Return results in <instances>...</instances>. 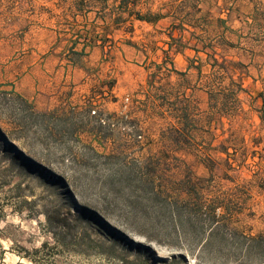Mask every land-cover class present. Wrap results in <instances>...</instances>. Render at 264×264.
<instances>
[{"label": "rangeland", "instance_id": "obj_1", "mask_svg": "<svg viewBox=\"0 0 264 264\" xmlns=\"http://www.w3.org/2000/svg\"><path fill=\"white\" fill-rule=\"evenodd\" d=\"M122 2L0 0V64L12 55L19 81L26 67L41 73V63L59 91L94 110L63 120L0 89V169L18 159L36 209L59 208L73 227L81 216L104 245L85 254L54 247L45 217L16 212L12 194L0 264H34L24 256L45 242L37 264H264V0ZM139 15L167 18L177 39L153 54L149 78L133 70L151 81L148 94L125 80V60L141 67L142 46L169 37ZM181 23L185 30L175 28ZM174 50L192 66L189 97L176 98L180 82H167L180 77ZM161 187L167 194L155 196ZM166 198L187 200L184 213L165 208ZM257 236L261 247L248 256Z\"/></svg>", "mask_w": 264, "mask_h": 264}, {"label": "crops", "instance_id": "obj_2", "mask_svg": "<svg viewBox=\"0 0 264 264\" xmlns=\"http://www.w3.org/2000/svg\"><path fill=\"white\" fill-rule=\"evenodd\" d=\"M140 22L142 24L151 25V27L163 30L169 37L162 41V43H157V45L151 43L150 48H148L147 46H142V50H140V52L144 54V59L141 67H138L137 64L133 65L134 59H132V63L125 60L128 65L127 68L128 70H130V72H127L125 74V80L129 81V83L135 88H137V90L141 88L143 91H145V94H148V89H152L151 81L147 79V76L145 79H141L139 74L134 75L132 72L137 71L139 73L141 71V76H144V72H146L149 78L150 70L147 67L153 60H157L156 57H152L153 54H159L162 51L165 52L164 54H166L169 50V40L170 35L173 33L171 28L173 27V23L169 22L167 18H161L155 22ZM161 25H163L164 27H161ZM93 47V49H98L99 54L101 52L100 58H102V47ZM131 48L134 47L129 46L125 51H128ZM173 56V66L175 69L179 70V72H177V75H180V77L178 76L176 78L174 77V75L171 74L172 76L167 78V82L171 80H175V82H180L178 84L180 85V88L177 89L178 95L175 94L176 98L177 96H180V98L189 97V94L192 89L190 88V86H184L185 80L189 77L188 73H190L192 69L190 61L187 58L188 55L185 52H176L174 50ZM123 58L129 59V56L125 55ZM159 62H161V59L160 61H158V63ZM14 64L15 62L13 60L12 55L9 59L5 61V63L0 64V89H6L8 92L11 93V95H17L21 97V99L31 105L34 110H37L38 112L46 115H52L55 113L60 114V117L63 118V120L71 115L73 116L74 114L78 115L83 112L84 114L89 115L94 111L89 110V108L85 106H77V103H73L75 97H71L67 94L65 95L63 91H59V86H56V80L53 78V71L52 73L49 69L45 71L46 66L41 65V63H38L37 65V67L42 68L41 73L38 71L37 73H35L34 71L30 70L29 67H26V69L22 73V78L19 79V81H15L14 79ZM161 67L162 65H158V69H161ZM167 73L174 72L168 71ZM175 82L172 83V86L175 85ZM143 98H145V95L143 96Z\"/></svg>", "mask_w": 264, "mask_h": 264}, {"label": "trees", "instance_id": "obj_3", "mask_svg": "<svg viewBox=\"0 0 264 264\" xmlns=\"http://www.w3.org/2000/svg\"><path fill=\"white\" fill-rule=\"evenodd\" d=\"M129 0H123L121 5L122 7H126ZM157 18V17H156ZM138 19L141 21L146 22H153L154 20H151L150 18L139 15ZM222 22H224L222 20ZM174 26V25H173ZM177 29L185 30L184 24L181 23V25L175 26ZM201 28H204L201 27ZM207 32L206 29H202V34ZM193 35L195 33H192ZM171 39L176 41V37L173 35H170ZM202 38L201 35L197 36V39ZM208 54V53H207ZM209 55V54H208ZM215 65L218 68V72L221 74L229 73L228 67L226 64L222 61V63H219V60L217 58L214 59ZM238 88L241 90V87L238 85ZM259 97L262 100V114L261 119L264 122V91L259 93ZM18 159H15L12 164H10L8 167L1 168L0 169V223L4 220L6 217V208L5 206L12 204L9 201L10 195L14 194V197L16 198L15 203H13V207L16 212L19 214H23L24 210H29L31 214L29 217H35L39 214H42L45 217L46 220V227L48 231L51 233L52 238L54 242L56 243L54 247L56 248H62V250L67 252H75V253H89L91 250H97L99 248H104V245L94 239L91 235V233L83 227V220L81 216L77 217V220L75 222L76 227L74 228L72 225H69L67 222V219L65 218L64 214L59 208H56L55 210L45 208V210L39 212L36 208L38 206L39 200L33 199L34 191L31 187V185L28 183L25 188L22 187V181L30 177V171L26 170L25 168H19L17 169ZM18 179L19 181H16ZM7 190V191H6ZM28 190V195L25 194V191ZM182 191V190H181ZM183 192V191H182ZM158 194H154L155 196H159L160 194H167L165 191V188L161 187V191L157 192ZM188 193V192H187ZM169 194V193H168ZM8 196V197H7ZM32 198V199H31ZM160 198V197H159ZM158 200V199H155ZM168 199H164V204L161 203L165 208L171 209L169 207H172V211L177 212L179 215H182L184 213V208L187 204V200L184 199H175L173 202L167 201ZM36 210V211H35ZM33 212V213H32ZM183 226L182 224H180ZM218 228V225H215L214 229ZM262 236H257L250 238L249 240V251L248 256L252 254V251L260 246V240ZM156 239V238H153ZM157 241V240H155ZM204 241V240H202ZM213 239L207 238L204 246L207 247L211 245ZM49 245V242H45L42 245V248L35 249L33 253H29L28 255H25L24 257L30 260L32 263L37 264V260L33 257V255H37L43 252V250ZM261 247V246H260ZM260 260H264V251L261 252ZM122 264H135L134 261H130L125 257H121Z\"/></svg>", "mask_w": 264, "mask_h": 264}, {"label": "built area", "instance_id": "obj_4", "mask_svg": "<svg viewBox=\"0 0 264 264\" xmlns=\"http://www.w3.org/2000/svg\"><path fill=\"white\" fill-rule=\"evenodd\" d=\"M94 114V113H93Z\"/></svg>", "mask_w": 264, "mask_h": 264}]
</instances>
